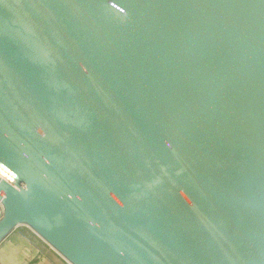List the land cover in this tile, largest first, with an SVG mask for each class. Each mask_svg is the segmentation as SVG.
<instances>
[{"label":"water","instance_id":"1","mask_svg":"<svg viewBox=\"0 0 264 264\" xmlns=\"http://www.w3.org/2000/svg\"><path fill=\"white\" fill-rule=\"evenodd\" d=\"M0 200L71 264H264V0H0Z\"/></svg>","mask_w":264,"mask_h":264},{"label":"crops","instance_id":"2","mask_svg":"<svg viewBox=\"0 0 264 264\" xmlns=\"http://www.w3.org/2000/svg\"><path fill=\"white\" fill-rule=\"evenodd\" d=\"M0 264H71L28 226L0 242Z\"/></svg>","mask_w":264,"mask_h":264},{"label":"built area","instance_id":"3","mask_svg":"<svg viewBox=\"0 0 264 264\" xmlns=\"http://www.w3.org/2000/svg\"><path fill=\"white\" fill-rule=\"evenodd\" d=\"M3 215H4V205L0 200V220L3 218Z\"/></svg>","mask_w":264,"mask_h":264}]
</instances>
